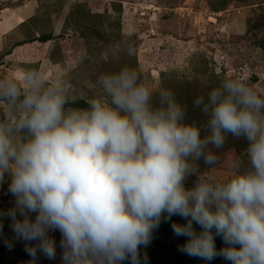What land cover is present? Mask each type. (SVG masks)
I'll list each match as a JSON object with an SVG mask.
<instances>
[{
    "label": "clouds",
    "instance_id": "clouds-1",
    "mask_svg": "<svg viewBox=\"0 0 264 264\" xmlns=\"http://www.w3.org/2000/svg\"><path fill=\"white\" fill-rule=\"evenodd\" d=\"M97 84L102 94L79 108L68 106L77 97L62 73L0 78L9 110L0 120V184L7 175L15 198L0 216L25 242L28 264L38 253L56 258V231L62 264H139L141 246L172 216L186 221L172 229L187 238L179 251L188 256L264 264V89L223 79L193 101L207 117L201 127L171 90L141 82L133 68L101 74ZM229 136L246 141V161L236 157L224 181L198 175V162L218 163L213 149Z\"/></svg>",
    "mask_w": 264,
    "mask_h": 264
},
{
    "label": "rangeland",
    "instance_id": "rangeland-1",
    "mask_svg": "<svg viewBox=\"0 0 264 264\" xmlns=\"http://www.w3.org/2000/svg\"><path fill=\"white\" fill-rule=\"evenodd\" d=\"M44 36L51 39L41 41ZM123 67L135 69L153 88L171 90L186 106L187 120L204 127L207 117L193 101L223 79L238 77L264 89V0H0V78L28 69H42L50 77L62 73L77 101H87L102 94L101 74ZM153 103L158 105V96ZM8 116L0 104V120ZM246 148V141L229 136L223 148L213 149L218 163L198 162L197 174L227 180L233 160L246 161ZM195 179L190 176L186 187ZM8 184L6 175L0 213L14 207ZM0 222V264H28L31 257L25 242L14 238L10 219L0 216ZM173 223L186 221L162 217L148 246L140 248L139 264L159 258ZM50 235L57 242L56 258L38 253L36 264H62L61 235Z\"/></svg>",
    "mask_w": 264,
    "mask_h": 264
},
{
    "label": "trees",
    "instance_id": "trees-1",
    "mask_svg": "<svg viewBox=\"0 0 264 264\" xmlns=\"http://www.w3.org/2000/svg\"><path fill=\"white\" fill-rule=\"evenodd\" d=\"M51 36H44L41 41H49ZM70 107H79V108H86L87 102L83 100H78L75 104L68 105ZM171 237L168 239L166 244L160 246L159 250V258L157 260H152L148 264H228L221 257H217L212 261H204L197 257H190L187 254L179 251V248L186 242V237L183 236H176L173 230L169 232ZM216 247L217 249L223 247V243L221 238H216ZM171 257H174V260H171Z\"/></svg>",
    "mask_w": 264,
    "mask_h": 264
}]
</instances>
